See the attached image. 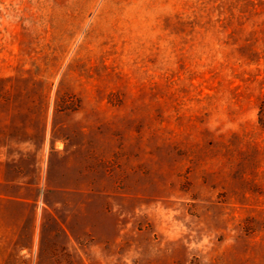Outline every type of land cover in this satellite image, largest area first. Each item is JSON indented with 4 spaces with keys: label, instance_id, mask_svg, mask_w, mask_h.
I'll use <instances>...</instances> for the list:
<instances>
[{
    "label": "rangeland",
    "instance_id": "obj_1",
    "mask_svg": "<svg viewBox=\"0 0 264 264\" xmlns=\"http://www.w3.org/2000/svg\"><path fill=\"white\" fill-rule=\"evenodd\" d=\"M264 0H0V264H264Z\"/></svg>",
    "mask_w": 264,
    "mask_h": 264
},
{
    "label": "trees",
    "instance_id": "obj_2",
    "mask_svg": "<svg viewBox=\"0 0 264 264\" xmlns=\"http://www.w3.org/2000/svg\"><path fill=\"white\" fill-rule=\"evenodd\" d=\"M259 123L264 128V96L260 100L259 104Z\"/></svg>",
    "mask_w": 264,
    "mask_h": 264
}]
</instances>
